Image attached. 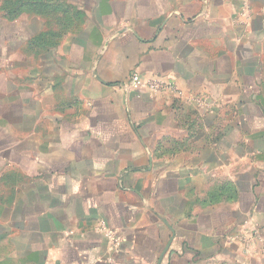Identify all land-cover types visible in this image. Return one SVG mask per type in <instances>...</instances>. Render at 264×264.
<instances>
[{
	"label": "crops",
	"instance_id": "obj_1",
	"mask_svg": "<svg viewBox=\"0 0 264 264\" xmlns=\"http://www.w3.org/2000/svg\"><path fill=\"white\" fill-rule=\"evenodd\" d=\"M67 2L0 22V264H264V0Z\"/></svg>",
	"mask_w": 264,
	"mask_h": 264
},
{
	"label": "trees",
	"instance_id": "obj_2",
	"mask_svg": "<svg viewBox=\"0 0 264 264\" xmlns=\"http://www.w3.org/2000/svg\"><path fill=\"white\" fill-rule=\"evenodd\" d=\"M24 9L36 11V16L44 17L48 20L49 28H56L53 33L49 32L51 39L61 40L64 34H69L76 30L84 22V15L75 6L69 4L67 0H40L36 3L28 4ZM6 20L12 21L17 18L9 16ZM50 39V38H49Z\"/></svg>",
	"mask_w": 264,
	"mask_h": 264
},
{
	"label": "built area",
	"instance_id": "obj_3",
	"mask_svg": "<svg viewBox=\"0 0 264 264\" xmlns=\"http://www.w3.org/2000/svg\"><path fill=\"white\" fill-rule=\"evenodd\" d=\"M127 88L129 90L143 89L153 93L172 91L182 95V92L177 90L173 84L156 78L145 79L138 73L133 74ZM96 230L103 234L109 242L110 256L107 259V264H116V257L120 253V250H122L124 238L117 231L108 228L103 221L97 225Z\"/></svg>",
	"mask_w": 264,
	"mask_h": 264
},
{
	"label": "rangeland",
	"instance_id": "obj_4",
	"mask_svg": "<svg viewBox=\"0 0 264 264\" xmlns=\"http://www.w3.org/2000/svg\"><path fill=\"white\" fill-rule=\"evenodd\" d=\"M36 1H40V0H0L1 24L4 22V20H6L5 17L7 16L8 13L9 16L13 18H17L16 20L24 16H36L35 10L24 9L28 4L36 3ZM58 1L59 0H56V2ZM16 20H12V21H16ZM64 35L67 36L68 34H64Z\"/></svg>",
	"mask_w": 264,
	"mask_h": 264
}]
</instances>
